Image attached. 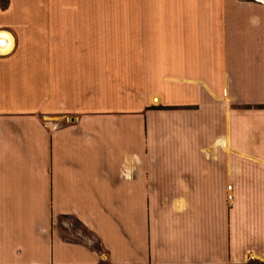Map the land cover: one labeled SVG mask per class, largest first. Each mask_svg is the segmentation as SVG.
Returning a JSON list of instances; mask_svg holds the SVG:
<instances>
[{
	"label": "crops",
	"instance_id": "obj_1",
	"mask_svg": "<svg viewBox=\"0 0 264 264\" xmlns=\"http://www.w3.org/2000/svg\"><path fill=\"white\" fill-rule=\"evenodd\" d=\"M73 1L0 0V264L264 263V0Z\"/></svg>",
	"mask_w": 264,
	"mask_h": 264
},
{
	"label": "rangeland",
	"instance_id": "obj_2",
	"mask_svg": "<svg viewBox=\"0 0 264 264\" xmlns=\"http://www.w3.org/2000/svg\"><path fill=\"white\" fill-rule=\"evenodd\" d=\"M73 2H76V1L74 0ZM79 10H82V11L75 13V16H73V17L69 14H66V15L64 14V16H63L64 21H70L71 17H72V19H75V18L81 19V13L82 12H85V16L83 18L87 19L86 11L89 10L88 7H85V8L79 9ZM84 28H81V29H84L81 31H85L86 27H84ZM62 221H63L65 226L67 225L65 228L67 229L69 234L74 233L75 235H80L82 237L89 236L87 234V231L83 227H81L77 222H75L74 220L66 218V219H63ZM246 264H264V263H261L258 261H249Z\"/></svg>",
	"mask_w": 264,
	"mask_h": 264
},
{
	"label": "built area",
	"instance_id": "obj_3",
	"mask_svg": "<svg viewBox=\"0 0 264 264\" xmlns=\"http://www.w3.org/2000/svg\"><path fill=\"white\" fill-rule=\"evenodd\" d=\"M227 190H230V186H227ZM232 196L230 194H227V201H230Z\"/></svg>",
	"mask_w": 264,
	"mask_h": 264
},
{
	"label": "water",
	"instance_id": "obj_4",
	"mask_svg": "<svg viewBox=\"0 0 264 264\" xmlns=\"http://www.w3.org/2000/svg\"><path fill=\"white\" fill-rule=\"evenodd\" d=\"M3 43V41H1Z\"/></svg>",
	"mask_w": 264,
	"mask_h": 264
}]
</instances>
